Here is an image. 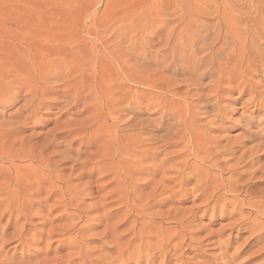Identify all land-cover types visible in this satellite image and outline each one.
I'll return each mask as SVG.
<instances>
[{"label":"rangeland","instance_id":"1","mask_svg":"<svg viewBox=\"0 0 264 264\" xmlns=\"http://www.w3.org/2000/svg\"><path fill=\"white\" fill-rule=\"evenodd\" d=\"M35 78L39 80V86L34 85ZM75 88L80 91H75ZM50 89H57V92ZM35 91H39L37 99L32 97ZM96 97L106 106L96 109ZM72 103L78 105L74 111L71 110ZM93 111L96 114L94 122L91 120ZM130 121L135 128L127 134L144 143L139 150H146L144 152L153 157L148 158L152 162L153 159L154 162L160 160L157 164L162 162L164 156H170L168 159L164 157L170 160L173 157L170 153L179 150H186V155L177 162L187 160L189 164H194L203 158L206 152L203 147L205 136L200 135L197 140H191L187 134L186 140L191 145H183V140H178L180 133L176 130L181 131L187 127L192 131L208 125L210 132L207 133L212 135L211 138H216L222 145L238 146L237 156L261 144L262 150L254 156L255 159L258 157L254 161L264 165V0H0V158L25 157L29 152L38 157L40 149L45 156L42 159L44 161L48 156L45 153L51 151L50 146L53 144V154H60L65 149L63 154L68 151L66 156L72 161L80 147V142L76 141L85 134L69 136L72 134L68 131L69 126L84 128L95 123L97 126L105 124L122 127ZM171 131L176 132L177 137ZM147 137L153 140L145 142L144 138ZM162 138L164 144V140H168L166 147L164 144L159 146ZM112 139L111 132H100L97 138L87 141L88 151L94 152ZM168 143L176 146L172 147ZM68 144L71 149L67 148ZM154 144L163 146L160 149L157 147L162 154L152 146ZM149 146L155 148V151L152 148L151 153L148 152ZM164 148L165 152L162 151ZM163 153L166 155L163 156ZM128 154L120 153V162L131 184L141 187V184L150 180L154 186L161 179L160 175L154 177L139 171L149 166L152 172L154 170L150 164L155 163L147 157L143 163H136L133 161L136 154ZM66 156L64 163L61 161L64 166L62 164L59 170L62 178L67 182L70 180L69 188L56 184L47 202H44L45 192L34 197V207H27L29 214L25 211L28 216L32 215L31 223L34 224L30 227L32 230L29 228L30 231L23 236L25 244H19L15 235L19 229L17 225L25 224L21 219L15 228L11 227L4 233L6 237L0 241V260L13 264H36L42 253L49 251L52 256L57 251L56 255L64 258L63 261L69 255L75 258L77 253L72 250V244L61 246V240L69 244V239L81 233L82 227L87 224L83 207H89L87 204L90 205L93 200L95 203L96 199L88 196L87 200V196L83 197L87 206H79L81 212L72 210L70 206L78 203L72 198L71 185L73 183L77 191L86 182V178L81 180V184L76 180L72 182L75 174L85 169H78L77 166L74 169ZM62 158L52 156L50 163L55 164V161ZM247 161L248 158L240 167ZM212 162H196L200 166L194 168L200 172L196 181L203 178L202 170L209 169ZM4 164L2 162L0 167L7 165ZM16 165L23 170L29 163L21 160ZM170 166L165 168L169 169ZM90 168L91 165H87L86 169ZM220 170L211 169L215 176L220 173L226 179L231 175V171L224 172L222 167ZM240 171L244 174L239 184H247L251 190L264 196V178L256 177L246 182L249 167ZM109 173V170L100 169L94 172V180ZM107 180H101L98 184L102 185ZM53 181V178H49L47 182ZM194 184L195 181H188L182 191L192 190ZM148 185L141 188L137 197L142 193L145 196L147 191L151 192L152 188ZM170 185L173 192L179 190L173 184H166L167 187ZM112 188L104 187L99 196L105 195ZM157 189L159 191L156 190L155 196L161 198L158 194L161 190L159 187ZM93 190L95 192L96 187ZM181 193L176 194L172 203L153 207L149 211L157 216L163 215L154 220L156 224L162 222L163 229L170 228L169 233L175 224H171L172 219L168 215H176V209L182 210L181 214L185 215L197 205V208H192L195 212L192 213L196 215L190 227H187V232L200 242L199 238L207 237L209 241L202 239L207 255L203 253L206 257L197 255L198 258L192 252L183 259L184 264H194L200 259L199 263L206 261V264H264L263 217L258 218L261 226L254 227L252 218L255 212L249 207L232 212L233 207L221 209L219 206L213 208L212 203L203 204L211 191L200 200H195L197 192L193 197L186 196L180 202ZM226 194V199L236 197L237 200H244L246 197L244 194ZM3 196L0 193V198ZM253 201L249 204L253 205ZM111 202V198L101 202L106 205L104 210L112 209ZM200 204L203 205L198 208ZM256 206L264 212V207L259 204ZM42 208L44 213H41ZM3 210L4 207L0 212ZM40 213L42 218L37 217ZM72 213L83 218H72ZM25 214L23 211L21 216ZM243 216L247 220H242ZM248 216H251L250 219ZM159 218L163 221H159ZM149 219L144 218L141 222ZM114 220L118 219L114 217L106 223H115ZM6 222V219L0 220V238ZM42 223L48 230L49 227L63 226L59 228L61 235L58 234L61 240L43 234L41 242L34 245L38 233H45L46 228ZM153 227L149 228L150 231L147 229L149 232L146 233L150 235H144L150 240L158 230V225L154 224ZM42 229L43 232L40 231ZM102 230L99 227L88 235L100 234ZM191 230L196 234L191 233ZM81 236L82 240H89L85 234ZM153 239V244L147 240L152 247L157 242L156 238ZM172 243L171 246L174 245ZM147 249L145 247L143 251L147 253ZM168 249L171 251L172 247ZM168 249L165 252L169 253ZM105 252L102 253L104 256L107 252L110 256L116 254L115 250ZM135 252V249L131 251L127 264H146V254L143 253V257L141 252L136 257ZM96 253L93 259L102 255ZM191 254L198 260L192 259ZM155 255L154 264H163L161 260L164 261V255ZM172 262L170 264H175V261Z\"/></svg>","mask_w":264,"mask_h":264},{"label":"bare ground","instance_id":"2","mask_svg":"<svg viewBox=\"0 0 264 264\" xmlns=\"http://www.w3.org/2000/svg\"><path fill=\"white\" fill-rule=\"evenodd\" d=\"M34 80H35L34 85L39 86V80L37 78H35ZM42 90H44V89H42ZM50 90L55 91L57 89H50ZM75 91H80V90L75 88ZM55 92H57V91H55ZM38 93H39V91H35L33 93L32 97L37 99ZM95 99L96 100H94V101L97 104L95 106L96 109H100L103 106H106V104H101L98 101L99 98L96 97ZM77 106H78L77 103H72L71 110L72 111L76 110ZM217 111H219V110H217ZM76 113H78V112H76ZM208 113H209V111H208ZM213 116H215V115H213ZM95 119H96V114L93 111L91 114V120L94 122ZM210 125H212V124H210ZM207 126L204 127L205 129L202 127H200V128L198 127L192 131H190L187 127H184L181 131L176 130V132L178 134L180 133V135H178V136H180V138L178 140H183V145H184V143L191 145V143H189V140H186L187 134L191 136V140H197L200 135L205 136V139H204L205 142L203 141V147L205 148L206 152H205L204 157L200 158L199 160L202 161L203 163H206L208 161H213V162L209 166V169H207L205 171L202 170L201 175L203 178L201 180L199 179L197 181H196V177L200 175V172L194 168H200V166L196 163L199 160H196L194 164H189V162L187 160L182 161L181 160L182 157L186 155V150H181V151L179 150V152L174 151V152L170 153V155L173 156L170 160H167L170 156L169 157L164 156L165 153H163L164 157H166V158L168 157L167 159L163 157V159H166V160L162 159V162L160 164H157V163H159L160 160L158 162L156 161L157 162L156 163V162H154L155 160L153 159V162H152L150 159L153 157L150 156V154L148 155L147 152H144L146 150H139L140 147H142V145L144 143H142L138 139H134L132 137V135L127 134L129 132L134 131L135 125L132 124V121L124 124L122 127L107 126L105 124L97 126V124H95V123L87 125L84 128H80L79 126H76V125L73 127L69 126L70 130L68 128V131L72 132V134L70 133L71 135L68 134L69 136H73V137L75 136L76 137V136H78V134H85V136H83L82 138H79V140L76 141V142H78V141L80 142V147L78 150H76L77 152L74 155V156H76V158H73L72 161L69 160L68 156H66L68 151L66 152V154H63V152L65 153V149H63V152L61 151L62 153H60L61 155L63 154V156H60V154H57L56 152L54 153L55 155L59 156L60 158L63 157L62 160L60 159L58 161H55V164L57 166L54 163H50L52 161V156H54V158H55V155L52 153V147H53L52 145L53 144L51 146L49 144V146L51 148L47 146L48 149L47 148L46 149L49 150V148H50L51 151L49 150L50 153H49V151H48V153H45V155L48 154V156H47V159H45L44 161L42 159L45 156L43 155V152L40 151V149H38V148L37 149L39 150V152L37 153V155H40V156H38L40 159H38L37 156L32 155V153H30V152H29V155L28 156L25 155V157H15V159H13V157L0 158V161H1L0 165H2V162H3V164L4 163L7 164L5 167H0V181L2 180V182H0V193L4 194V196L2 198H0V209L2 207H4L3 212H0V220L6 219V221H7L5 224L6 226H4L5 228L2 229L3 233H2V236L0 238V241H2L4 239V237H6V236H4V233L11 227L15 228V225L18 224V222H20V220L22 219L23 221H25V224H23V221H22L23 225H20V226L17 225L19 227V229L18 230L16 229L17 231L15 230L16 231L15 235L18 237V240L20 241L19 244H21V245L25 244V241H24L25 239L23 238V236L30 231V229H31L30 227H32V224H33V223H31L32 219L30 218V216L32 217V215L28 216L27 214H25V211L28 209L27 208L28 206L31 209H32V207H34V204L36 203V201H34V197H37V196L41 195L43 192H45L46 193V200L44 199V202H47V200H49L52 197V192L54 191V187L56 184H60L62 187H65L67 189L69 188L68 182L70 180H68V182H67L65 180V178H62V175H61L60 170H59L60 166L64 163L63 160L65 161V157H64V155H65L68 158V160L70 162H72V167L74 169L76 166L79 167L78 169H85L83 171L81 170L82 172L80 171L79 173L75 174V177L72 179V182H73V180H76L77 183L80 182V184H81V180L86 178V182H83V184L80 186L78 185L81 188V190L79 188V190H77V191H75L76 187L72 183V185H71L72 186V192H73L72 198L74 201H76L78 203V205L72 204V206H70V207H72V210H76L78 212H81V210L79 209V206L83 207V206L88 205L90 208L89 207H83V212H84L85 220L87 221V224L82 227L81 233H77V235H75L74 237H72L71 239L68 240V241H70L69 244H65V241L61 240L59 237V235H61L59 228H64L63 226H61V227H57V226L56 227H49V230H48L46 228L47 226L45 227L43 225L44 223H42V225L46 228V229L44 228L46 231L44 230L45 233H38L39 235L38 236L36 235L37 238L34 239V241H33L34 245H37L38 242H41V238H42L43 234H46L47 235L46 237H48V238L52 237V236H56L59 241L61 240V246L65 247V245H71L72 244V250L74 251V253H77V254L75 255V258H72V256L69 255L66 257L65 261H63L64 258L56 255L57 251L55 253L53 252L54 253L53 256L49 255L50 251H49V253L43 251L44 253H42L41 258L39 259V261L36 264H127V262L129 261V259L131 257V251H133L135 249L136 252L134 254L137 257V256L141 255L140 253L143 251V249H145V247L149 248V249H147V253L145 252L146 250L142 252V254L143 253L146 254L145 257H144V254L141 256L144 257L146 264H154V261H155L154 256H157V255H155L156 253H162V255H164L163 256L164 261L161 260V262H164L163 264H170L172 261L173 262L175 261L174 262L175 264L176 263L184 264V262H183L185 260L184 258L187 257V255L192 253V252H195L196 256L198 255V256L204 258L205 255L203 253H205L204 250L206 247L204 248V246H203L204 244L202 243V239H207V237L199 238L201 240V242H200L197 239V237L194 238V235H192V234L190 235L187 232L188 231L187 227H190V224H192L191 221H193L192 219H193L194 215H196V214L192 213V212H194V210L192 208H197V205L195 207H192L191 210L187 211V214H185V215L181 214L182 210H180V209H179L180 212L177 209L176 210L174 209L176 211V213H175L176 215H174V216L171 215V213H170L171 210L169 212H167V215L170 213L168 216L169 217L171 216L170 217L172 219L171 224H175V227L173 226L174 228L169 233H168V231L170 228L168 229L166 227L167 230L163 229L164 227L162 228V222H159L158 224L155 223L154 218L156 219V217H158V216L161 217L163 215L157 216L156 214L154 215V213L151 214L152 211H149V210H151V208L153 209V207H156V206L161 207L163 205H167L169 203H172L171 200H173L176 197V194L180 193V192H182V193L180 196L179 195L178 196H179V201L181 200L180 202H182L186 196H189V195L192 196L197 192H198V194L195 196V198H196L195 200H200L204 196H206L209 191H211V193L208 195V198L203 202V204L204 203H207V204L212 203L213 208H217L219 206L221 209L233 207L232 212L238 211V210L242 211L243 207L244 208L249 207L252 209V211L255 212V215L252 218V222H253L254 227L261 226V223L258 220L259 217L264 218V212L259 211L258 206H256L257 204H259L260 206L264 207V196H262V194L256 193V191L251 190L247 184H239V181L242 178V175L244 174V172L243 171L241 172L240 170H242L244 167H249V174H248L249 178H248V180H246V182L251 181L253 179H256V177H258L260 179L264 178V165H259V162L254 161L258 158L257 157L255 159V157H256L255 155L257 153L261 152V150H262L261 144L253 147L251 150H249L245 153H242L240 156H237L238 155L237 153L239 151V148H237L238 146L234 147V146L222 145L220 143V141H218L216 138H211L212 135L209 136V134L207 133V131H209L208 130L209 128L207 129ZM58 128H60V127H58ZM58 131H60V130H58ZM65 131L66 130L64 129L63 132H65ZM54 132H57V130ZM100 132H103L105 134H108L109 132H111L113 139L111 141H108L107 144H103L102 146H100L96 151L89 152L88 151L89 147L87 145V141H91V140L97 138L99 136ZM176 132H172L173 135L175 133V135H174L175 137H177ZM60 134H62V131ZM65 134H67V133H65ZM145 134L148 135V132H146ZM126 135H128L129 137L126 138ZM174 136L171 137L170 139L174 138ZM164 138H165V136H164ZM76 139H78V138H76ZM144 139H145L144 140L145 142L153 140L152 138L149 139L148 137L144 138ZM160 140H161V144L159 145V143H157L159 146L164 144V143H162L163 138ZM178 140H176V142ZM166 141H168V140H166ZM166 141L164 140V142H165L164 147H166L165 146ZM155 142H158V141H155ZM176 142H175V144H176ZM63 143H64V141H63ZM72 143H74V142L72 141ZM148 143H147V145H148ZM47 144L45 143V145H47ZM69 144H68L67 148L69 147ZM168 144H170V143H168ZM42 146H44V144ZM152 146H155V144ZM159 146L156 145L155 148L157 149V152L161 153V151H159V149L162 148L163 146L162 147H159ZM171 146H169V147L171 148ZM149 147L147 149L148 152H150V150H152V148H153V147H150L151 148L150 149ZM192 147L194 149V145H192ZM69 148L71 149V146ZM155 148H153V150ZM46 149H45V151L47 152ZM164 150H165V148L162 151H164ZM53 152H54V150H53ZM120 153H121V155L123 153H129L128 155L135 153L136 156H134L133 161L136 163H143L142 161L145 157H147L146 159L151 157L148 160H150L152 163H155L153 165L150 164L152 167L151 169L154 170L152 172L150 171L149 166L148 167L145 166L146 168H140L139 169V171L144 172L143 174L152 175L154 177L156 175L157 176L160 175L159 178H161L160 180L159 179L157 180L158 182H156L154 186L152 185L153 182H151L150 180L148 182H151V184L146 182L147 185L149 184L148 187L152 188V189H150L151 192L147 191L146 192L147 195L145 193V196L142 193L141 196H144L145 199H144V197H141V196L137 197V194L140 195L141 188L146 187L147 185L141 184L142 186L139 187L140 185H138V184L134 185V184H131L129 182V177H127V175L125 173V168L123 166V163L120 162ZM166 153L169 155L168 152H166ZM152 155H154V154L152 153ZM180 157H181V159H180L181 161L177 162ZM94 158L96 160H94ZM246 158H248V161L245 163L244 166L240 167V165L245 161ZM80 159H82V160H80ZM21 160H25V163H29V166H27L23 170L20 169V166L18 167L16 165V163H19ZM61 161L63 163H61ZM144 161H145V159H144ZM87 165H91V168L88 170L86 169ZM167 165H171L169 169H166V168H168V167H166ZM227 165H229V166H227ZM62 166H64V164ZM225 166L227 168H224ZM221 167L223 168L222 171H224V172L225 171H231V175L228 178L225 179V178L221 177L220 173L217 176H215L212 173L211 169H214V170L217 169V171H221L220 170ZM100 169L109 170L110 173L106 176H102V177L94 180V177H93L94 172H96ZM63 170H64V168H63ZM44 173H46V174H44ZM154 177H153V179H156ZM49 178H53L54 181L53 182H47ZM105 179H108V180L104 184H102V185L98 184L99 181L105 180ZM191 180L196 182V184H194V186H193V189L182 191V187L188 181H191ZM174 183H176V184H174ZM46 184H47V186H45ZM166 184L167 185L173 184V186L175 185L176 189L178 187L179 190L177 189V191L175 190V192H173V190H172L173 187L170 185L171 187H169V186L168 187L171 189H169L166 186ZM94 187H96L95 192L93 190ZM104 187H113V188L108 193L106 192L105 195L99 196V193L102 191L101 189H103ZM158 187L161 190V192H158V194L161 196V198L159 196L158 197L155 196V193L157 191H159L157 189ZM170 190L172 192H170ZM137 192H139V193H137ZM166 192H168V194L169 193L170 194L168 195ZM94 193H95V196H94ZM190 193H192V194H190ZM225 193H227L229 195L230 194H236L237 196H241L242 194H244V195H246V197L244 200H237L236 197L226 199ZM158 194H156V195H158ZM164 194H166V195H164ZM13 196H15V197H13ZM88 196L89 197L91 196L94 199H96L95 200L96 202L94 203V200H93L94 204L91 203L90 205L89 204L86 205L82 198L86 197V199H87V198H89ZM162 196H163V198H162ZM11 197H13V198H11ZM61 198L63 199V196H61ZM106 198L112 199L111 205L113 207L111 210H104V207L106 205H103L101 203ZM253 199H254V201L252 202L253 205H250L249 202H251V200H253ZM63 201H64V199H63ZM14 204H16V206H13ZM149 204H151V205L149 206ZM202 205L201 204L198 205V208H199V206L201 207ZM25 207H26V209H25ZM23 208H24V210H23ZM20 209L22 212L19 211ZM23 211H24L25 215L21 216V214H23ZM177 211H178V213H177ZM28 212H29V210L26 211V213H28ZM94 212H96V213H94ZM41 213H44V208L41 209ZM41 213H40V215H37V217H39V216L41 217V215H42ZM160 213L163 214L162 212H160ZM160 213L158 212V214H160ZM70 215L72 216V218L73 217H77L79 219L83 218L82 216H78L76 213H72ZM251 216H253V214H251ZM251 216H248L249 219ZM37 217L35 215L36 219H37ZM43 217H44V215H43ZM114 217H115V219L116 218L118 219V220H114L115 223H112V221H111L112 224L109 221V224H111V225L106 223V222H108L109 219L114 218ZM149 217H150V219H149ZM244 217L245 216L242 217V220L243 219L247 220ZM144 218L149 219V221L141 222V220ZM152 220H154L153 223H152ZM167 220H168V217H167ZM159 221H163V220L159 218ZM154 224L156 226L158 225V230L156 232H154V234H155L154 236H151L152 237L151 240L153 241L154 240L153 238H156L157 242L155 244L156 246L152 247V245L150 246V244L151 243L153 244V242L148 237H146L144 235H150L149 233L148 234L146 233L148 231L147 229H149V228L154 229V227H153ZM126 225H128L129 227ZM125 226L128 228H126ZM99 227L103 228L102 232L101 231L99 232L100 234H89L88 235V233L90 231H94L95 229H97ZM121 227H123L124 230H122ZM151 229H149V231ZM40 231L43 232V229ZM191 233H193L192 230H191ZM194 233H195V231H194ZM81 234H85L89 238V240H87V241L82 240ZM151 235H153V234L151 233ZM125 238H127V239L125 240ZM104 240H105V242H103ZM122 240H124L123 243L121 242ZM147 240H150L151 243L149 241L147 242ZM174 240H176L177 242H175ZM136 241H138V242L136 243ZM207 241H209V240L207 239ZM172 242L173 243L175 242L176 244L174 243V245L171 246ZM204 243H206V241H204ZM90 244H91V247H90ZM92 244H93V246H92ZM206 244L208 245V243H206ZM209 244H211V243H209ZM46 246L48 247V245H46ZM169 246L172 247L171 251L173 253L169 250L170 248L168 249ZM202 248H204V249H202ZM85 249H87L86 252H84ZM167 249L169 250V253H167L168 251L165 252ZM96 250L100 253V255L102 253L104 254L105 251L107 252V251H111V250H115L116 254L114 256L113 255L110 256V253L108 255V252L107 253L105 252L107 255L105 254V256H104L102 254L103 256L101 255L100 257H97L98 259H93V257H94L93 255H95ZM180 250H182V252H179ZM191 255H192V259L196 257V256L193 257V254H191ZM141 256L139 258H143ZM220 256L222 257V254ZM159 257H158V259H159ZM134 258H135V256H134ZM216 258H218V255L216 256ZM78 259H82V260H78ZM190 259H191V257H190ZM213 259H214V257H213ZM194 260H198V259L195 258ZM199 261H201V259ZM199 261L194 262V264L195 263L196 264H206V261H202L200 263H199ZM0 264H13V263L8 262L6 260H0Z\"/></svg>","mask_w":264,"mask_h":264}]
</instances>
